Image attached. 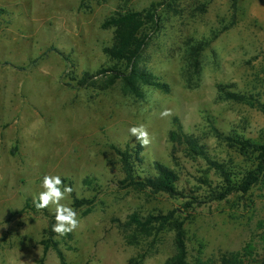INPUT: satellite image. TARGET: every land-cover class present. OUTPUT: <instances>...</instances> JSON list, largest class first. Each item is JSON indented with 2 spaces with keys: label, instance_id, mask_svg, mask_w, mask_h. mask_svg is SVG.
Instances as JSON below:
<instances>
[{
  "label": "rangeland",
  "instance_id": "rangeland-1",
  "mask_svg": "<svg viewBox=\"0 0 264 264\" xmlns=\"http://www.w3.org/2000/svg\"><path fill=\"white\" fill-rule=\"evenodd\" d=\"M151 5L158 25L138 69L167 90L139 82L136 96L109 78L118 65L103 52L114 40L103 25L117 11ZM219 86L264 104V0H0V264H60L53 249L41 261L48 239L66 264H166L177 254L174 231L156 232L155 224L143 233L127 226L133 214L182 221L185 264H220L249 243L260 257L264 180L220 197L219 174L170 140L181 128L234 180L242 177L251 162L211 124L264 141V113L253 102L224 100ZM140 125L147 147L130 132ZM127 146L138 152L141 177L155 176V164L173 173L172 195L125 182L115 149ZM44 175L73 189L62 203L77 212L79 227L62 237L52 232V211L33 203ZM74 199L84 203L75 207Z\"/></svg>",
  "mask_w": 264,
  "mask_h": 264
},
{
  "label": "trees",
  "instance_id": "trees-1",
  "mask_svg": "<svg viewBox=\"0 0 264 264\" xmlns=\"http://www.w3.org/2000/svg\"><path fill=\"white\" fill-rule=\"evenodd\" d=\"M129 2L130 0H125ZM232 5L236 4V0H231ZM157 9L155 5H151L147 9L135 11L131 9L120 10L113 13L103 25L113 29L114 40L110 47L104 48L103 52L108 58L115 62L118 66L107 71L111 81L121 79L124 86L134 95L141 96L137 83L141 82L145 85L159 88L163 91L167 90L164 83L154 80L151 75L138 69V59L145 45V41L149 35V31L156 30L157 27ZM55 51V49H51ZM124 66L123 72L121 67ZM106 73V71H102ZM87 78V74H85ZM218 93L221 98L236 103H256L264 113V104L255 100L251 95L244 93L230 92L222 86L218 87ZM211 129L216 138L225 142L230 147L235 148L239 154L251 162L249 169L245 170L239 180H234L232 172L224 164L212 159L199 138L191 134L184 133L181 128L170 133L171 142L182 145L191 155L202 158L207 162L209 167L214 169L224 183V192L220 197H224L233 191H240L245 194L254 184L264 180V141L254 139H246L238 133H224L211 124ZM115 149V148H114ZM116 154L122 164V170L125 175V182L130 186L138 189H149L152 192H164L172 195L175 190V177L173 173L160 164H155L157 174L155 176L138 175L136 162L139 161L138 152H133L127 146L124 150L115 149ZM84 203L83 200L74 199L73 206L77 207ZM30 207L29 203L25 204ZM157 224L156 232L163 229L166 225L174 231V242L177 254L166 264H185L186 247L185 232L183 222L174 220L171 214L166 216H148L140 218L138 215H130L127 226H133L135 229L143 233L150 232L154 225ZM259 228L264 230V219L259 223ZM50 232V231H49ZM264 243V236H263ZM43 252L41 261L44 259L49 249H53L57 255L60 264H66L63 253L57 247L55 242L50 239L43 241ZM220 264H264V244L263 254L255 257L253 247L249 243L241 251L223 254L220 258Z\"/></svg>",
  "mask_w": 264,
  "mask_h": 264
},
{
  "label": "clouds",
  "instance_id": "clouds-1",
  "mask_svg": "<svg viewBox=\"0 0 264 264\" xmlns=\"http://www.w3.org/2000/svg\"><path fill=\"white\" fill-rule=\"evenodd\" d=\"M161 117L171 115L170 110H164L160 113ZM131 134L140 141L142 147H147L150 144L149 133L144 125L132 127ZM41 191L38 198H34L33 203L37 209L48 208L52 211L55 217V223L52 225V232L57 236L62 237L72 233L79 227L77 212L70 206L62 203L73 189L70 186L64 185V181L59 175H44Z\"/></svg>",
  "mask_w": 264,
  "mask_h": 264
}]
</instances>
